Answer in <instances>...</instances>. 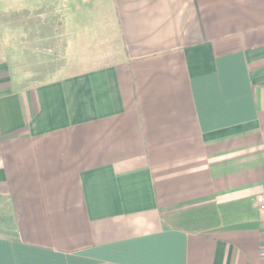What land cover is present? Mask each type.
<instances>
[{"label": "crops", "instance_id": "0c3cea01", "mask_svg": "<svg viewBox=\"0 0 264 264\" xmlns=\"http://www.w3.org/2000/svg\"><path fill=\"white\" fill-rule=\"evenodd\" d=\"M263 227L264 0H0V264H261Z\"/></svg>", "mask_w": 264, "mask_h": 264}, {"label": "built area", "instance_id": "2783aa9c", "mask_svg": "<svg viewBox=\"0 0 264 264\" xmlns=\"http://www.w3.org/2000/svg\"><path fill=\"white\" fill-rule=\"evenodd\" d=\"M258 201L262 202L263 199L260 198L258 199ZM260 261H261V264H264V227L260 234Z\"/></svg>", "mask_w": 264, "mask_h": 264}]
</instances>
